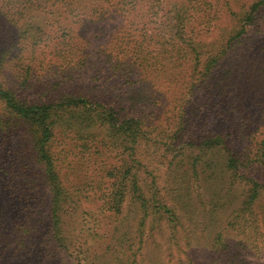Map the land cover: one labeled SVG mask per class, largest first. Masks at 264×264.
Segmentation results:
<instances>
[{
    "label": "rangeland",
    "instance_id": "1",
    "mask_svg": "<svg viewBox=\"0 0 264 264\" xmlns=\"http://www.w3.org/2000/svg\"><path fill=\"white\" fill-rule=\"evenodd\" d=\"M136 1L140 6L146 0ZM201 1L207 3L211 16L205 28L197 27L202 29V56L224 45L217 71L200 74L203 80L193 76L187 59L172 56L176 54L174 5L188 10L191 21L203 16L188 0H156V11L160 10L154 17L146 13L141 19L128 13L123 17L119 11H108L93 20L69 14L61 2L53 0H0V59L7 63L0 70L3 83L29 101L39 98L42 83L62 69L60 56L66 54L65 48L83 41L89 63L77 74L76 87L91 88V93L103 91L111 97L107 99L125 98L127 110L142 118L146 131L134 156L138 166L146 174L152 172L159 191H170L169 198H177L182 210L175 232L164 221L147 220L138 226V205L130 195L122 213L113 216L105 208L113 183L107 169L122 164V150L102 145L97 152L94 144L88 150L81 147L85 142L75 133L61 135L56 143L58 169L76 203L71 202L63 215L68 247L59 246L52 238V194L41 166L33 165L31 135L26 126L16 127L12 121L10 131L0 125V264H264V229L255 230L257 215L249 219L250 239L240 235L212 246V239L228 226L242 203L244 190L235 186L229 191V173L222 172L221 166L205 167L214 156L196 159L199 151L191 139L184 144L174 137L185 126L187 138L223 133L234 149H264V18L228 46L226 30L233 29L230 13L227 16L225 10L216 17L211 4L216 0ZM237 5L233 9L239 10ZM140 41L152 65L148 71L142 68V52L135 50ZM106 45L114 56L120 52L127 77L107 81L113 67L102 52ZM29 66L30 83L25 84ZM101 70L105 72L97 75ZM103 135L100 130L97 142H102ZM26 179L31 185H25ZM212 196L224 199L220 206L215 205L218 201L212 203ZM261 202L259 210L263 211L264 197ZM259 219L264 225L263 217ZM132 253L136 254L133 258Z\"/></svg>",
    "mask_w": 264,
    "mask_h": 264
},
{
    "label": "trees",
    "instance_id": "2",
    "mask_svg": "<svg viewBox=\"0 0 264 264\" xmlns=\"http://www.w3.org/2000/svg\"><path fill=\"white\" fill-rule=\"evenodd\" d=\"M53 1L61 2L69 14L77 15L80 19L85 17L93 20L107 14L108 11H119L120 14L118 15L123 17L125 13L135 14L141 19L144 13L154 17L160 10L158 8L156 11V0H146L140 6L135 3L136 0L135 2H133L134 0ZM188 2L194 11L201 12L203 16L191 18L195 20L191 21L187 16L188 10L186 11L185 8L174 5L176 15L172 27V42L176 54H172V56L177 57V59L182 57L187 59V63L194 69L193 76H199V80H203L204 77H201L200 74L205 75L207 72L215 73L217 71L224 45L220 50L202 56L204 51L200 47V44H202L200 39L202 31L200 30L205 28L211 16L209 13L207 15V7L205 6L207 3L205 1L188 0ZM206 2L208 1L206 0ZM235 2H238L237 7L239 10L233 9L232 5ZM211 4L216 17L225 10L226 15L228 16L230 13L232 17L229 26H233V29L226 30V34L229 33L226 41L228 46L231 45L232 41L241 39L244 34H248L251 26L256 25L261 18H264L262 16L264 0H216L215 2L211 1ZM160 5L161 2L159 1L158 6L160 7ZM233 21L235 22L234 25H232ZM198 24H201L202 29H197ZM153 40L156 42L155 37ZM38 42H34V44L36 45ZM81 42V44H76L75 47L65 48L66 54L63 53L60 56L63 57L62 69L57 71L58 74H55L54 77L51 75L42 83L44 91L39 94V98L33 101L25 99L22 92L12 85L7 86L0 79V125L4 131H10L13 125L12 121H14L16 127L26 126L31 135V150L35 160L34 164L30 162L35 167L37 166L36 163L41 166L44 180L52 194L50 196V220L53 221L54 228L52 238L59 246L67 249L68 238L62 226L63 215L71 207V202L76 203V201L72 200V193H70L61 178L58 169L60 155L57 152L56 143L59 136L65 137L71 135V133H75L80 136V139L84 140L85 143L81 145L84 149H92L94 144L98 152L99 147L102 145H106L107 148L114 145L122 150V154L125 155L124 157L121 154V165L107 169V176L113 180L111 184L112 191L108 201L106 200L105 208L107 211L113 216L121 214L123 204L127 201V195H130L131 201L138 205V226H144L147 220H150V222L156 221V223H163L164 221L175 232L181 225L179 212H182V210L178 206V199L176 198L175 201L174 197L169 198L170 191L167 194L160 192L156 185V177L151 178L152 172L146 174L141 171V166H138L140 162L134 157L138 152V146L146 138L142 118L131 114L127 110L128 106L124 105L125 98L122 96L116 97V99H107L111 97L104 95L103 91L91 93V88L83 91L82 87H76L77 74L79 76V72L84 70L86 64L89 63V54L85 51L86 44L83 41ZM142 47L143 42L140 41V45H136L135 50L139 53L142 52L145 61L142 68L148 71V67L152 65L150 64V58ZM110 48L106 45L102 49L107 59L106 62L111 63V67H113L111 76L106 78L107 81H113V78L127 77L128 71L123 66L120 52L114 56L110 53ZM6 54L7 52H4L1 56L3 57ZM3 67L5 69L7 63L2 58L0 59V70ZM153 71L156 73V68ZM26 72L28 75L25 77V84L30 83V66ZM101 72L105 71H98L97 75ZM181 126H184L183 122H181ZM100 130L104 133L103 143L97 142ZM85 132L87 134L82 135ZM174 137L181 143L184 142V144L191 139L190 143L195 145L199 151L196 159H203L204 155L214 156V159L211 158L206 161L205 167L216 169L221 166L222 172L229 173V191L235 186H240L244 190L245 197L242 203L235 210L236 212H234L228 226L218 231L212 239V246L217 247L218 245L227 244L230 239H235L240 235H246V239H250L248 236L251 234L249 219L252 216L256 217L257 215L258 217L255 230L264 229V225L259 219V217H263L264 222V207L263 211L259 210L262 197H264V149H261V152L260 150L247 152L234 149L223 133L201 134L195 136V138H187L185 137V126L183 129L177 130ZM88 140H90V144H88ZM219 153L224 154L222 158H216ZM261 159L263 165L255 163ZM193 168L195 170L194 164ZM202 171H205L203 167ZM215 174L216 172L212 173L210 178H213ZM200 175L198 177L199 181ZM29 184L31 185L29 180L25 181L26 186ZM217 195L219 196L218 192ZM222 200L224 199L219 198L216 200L215 196H212L211 199L212 203L218 201L215 204L216 206H220L219 203ZM222 205H225V203ZM186 215H188L187 212ZM120 223L123 222L120 221ZM126 249L129 250V248ZM86 251H89L88 248ZM135 255V253H132V258ZM132 264H136V261Z\"/></svg>",
    "mask_w": 264,
    "mask_h": 264
}]
</instances>
